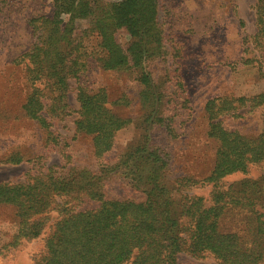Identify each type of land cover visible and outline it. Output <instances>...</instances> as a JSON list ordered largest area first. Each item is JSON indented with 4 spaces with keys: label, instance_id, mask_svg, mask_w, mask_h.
<instances>
[{
    "label": "trees",
    "instance_id": "obj_1",
    "mask_svg": "<svg viewBox=\"0 0 264 264\" xmlns=\"http://www.w3.org/2000/svg\"><path fill=\"white\" fill-rule=\"evenodd\" d=\"M254 1L258 39L264 35V0ZM79 20L87 21V30L77 31ZM30 25L34 41L21 55V62L26 63L32 89L22 110L45 131L49 144L59 145L52 121L72 109L64 93L68 79L79 77L84 68V43L89 36L102 69L137 71L145 90L142 121L146 132L140 144L113 163L107 156L116 133L131 119L112 111L104 88L90 91L79 85L75 133L91 137L98 168L72 166L60 174L49 167L25 181L0 182V205L14 207L18 218V236L8 245H15L19 236H39L44 227L42 215L57 209L58 219L46 238L45 252L35 264H178L182 253L195 258L211 256L219 264H264V212L257 209L264 198L259 184L250 179L229 186L223 183L225 177L244 174L251 165L264 161V129L249 135L235 123L264 106V93L206 101V133L215 143L212 168L200 180L181 178L173 186L166 180L164 149L148 140L149 130L156 127L175 135L164 93L146 65L163 50L158 0H54L52 15L34 17ZM119 32L129 37L126 47L119 42ZM43 78L46 86L37 87ZM66 146L60 150L63 155ZM23 161L31 160L19 151L0 156V165ZM120 170L129 185L142 187L137 198L107 196L105 180ZM182 183L210 184L209 203L200 196L177 197ZM236 208L249 212L248 224L225 228L226 215Z\"/></svg>",
    "mask_w": 264,
    "mask_h": 264
},
{
    "label": "rangeland",
    "instance_id": "obj_2",
    "mask_svg": "<svg viewBox=\"0 0 264 264\" xmlns=\"http://www.w3.org/2000/svg\"><path fill=\"white\" fill-rule=\"evenodd\" d=\"M53 2L0 0V156L19 151L31 160L0 165V182L25 181L49 167L60 174L72 166L98 168L91 137L75 133L79 85L90 91L104 88L112 111L131 119V123L116 133L113 150L107 156L113 163L125 151L140 144L146 132L142 121L146 113L143 107L145 90L137 71L102 69L91 36L84 43L87 46V54L82 57L84 68L79 77L67 81L64 100L72 109L68 115L52 121L59 145L49 144L39 124L24 115L22 105L32 88L21 55L34 41L31 19L51 16ZM158 20L164 37L163 50L155 53L146 65L155 84L164 93L165 108L173 117L175 135H166L163 128L156 127L149 130L148 140L164 149L168 159L166 180L174 186L181 178L200 180L212 168L215 143L206 133V101L217 96L247 97L264 93V35L255 39L254 0H158ZM76 25L77 31L88 29L86 20H79ZM118 39L123 47L130 41L125 32H119ZM45 82L43 78L36 85L43 88ZM117 101L119 103H115ZM235 123L243 133H259L264 129V106ZM65 144V153L70 158L60 151ZM244 179L257 182L264 198V161L251 165L244 174L225 177L223 183L229 186ZM183 184L176 191L177 197L200 196L206 204L209 203L210 184ZM139 188L129 185L121 170L105 180L108 197L137 198L141 195ZM260 205L257 209L264 212V202ZM248 213L244 209L230 210L223 226L243 228L248 224ZM42 217L44 227L39 236L31 239L19 236L15 245H8L18 236V218L14 207L0 205V264H35L45 252L46 238L58 219L57 209L44 213ZM178 264L219 263L211 256L195 258L182 253Z\"/></svg>",
    "mask_w": 264,
    "mask_h": 264
}]
</instances>
